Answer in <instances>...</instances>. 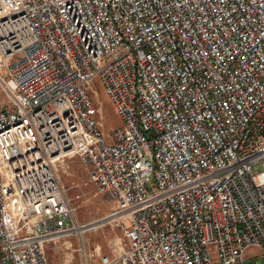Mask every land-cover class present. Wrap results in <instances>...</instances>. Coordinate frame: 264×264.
Here are the masks:
<instances>
[{"label":"built area","instance_id":"2783aa9c","mask_svg":"<svg viewBox=\"0 0 264 264\" xmlns=\"http://www.w3.org/2000/svg\"><path fill=\"white\" fill-rule=\"evenodd\" d=\"M0 50V264L84 231L56 171L74 157L117 200L127 243L101 264L264 258V0H0Z\"/></svg>","mask_w":264,"mask_h":264},{"label":"rangeland","instance_id":"374dc122","mask_svg":"<svg viewBox=\"0 0 264 264\" xmlns=\"http://www.w3.org/2000/svg\"><path fill=\"white\" fill-rule=\"evenodd\" d=\"M95 91L98 92L95 102L101 110L98 115L99 125L105 136L110 139L115 130L120 127L121 122L112 103L99 85L96 86ZM11 105L8 94L0 86V111L11 109ZM56 171L65 191V202L75 210L77 225L83 227L84 231L79 230L72 237L62 238L57 244H49L46 253L50 263L101 264V257L107 255L111 260L116 261L118 252L126 239L121 230L107 221L116 207L115 199L111 194L97 193L96 187L89 181L88 171L78 157L66 159L64 163H57ZM91 226L97 228L89 230ZM116 236L123 239L111 242ZM110 249L115 252L114 257L110 255ZM213 262L221 264L215 249ZM113 264L119 263L113 262ZM243 264H264V258L258 250L249 249Z\"/></svg>","mask_w":264,"mask_h":264},{"label":"bare ground","instance_id":"6f19581e","mask_svg":"<svg viewBox=\"0 0 264 264\" xmlns=\"http://www.w3.org/2000/svg\"><path fill=\"white\" fill-rule=\"evenodd\" d=\"M0 56H1V58L2 57H4L5 55H4V53L0 50ZM11 141H12V138H11V140L9 141L10 143H11ZM88 177H89V181H90V176H89V173H88ZM112 195V194H111ZM113 196V195H112ZM113 198L115 199V201H116V203H117V200H116V198L113 196ZM63 200L65 201V198H64V196H63ZM97 227H95V226H91V227H89V230H92V229H96ZM120 230V229H119ZM126 239V238H125ZM124 244L123 245H125L126 243H127V240H126V242L124 241L123 242ZM48 245L49 244H46L45 245V254H46V250H47V247H48ZM107 257H109L108 255H107ZM110 258V257H109ZM111 259V258H110ZM101 260H102V257H101Z\"/></svg>","mask_w":264,"mask_h":264},{"label":"crops","instance_id":"0c3cea01","mask_svg":"<svg viewBox=\"0 0 264 264\" xmlns=\"http://www.w3.org/2000/svg\"><path fill=\"white\" fill-rule=\"evenodd\" d=\"M123 239V237H119V236H116V237H114L112 240H111V242L113 241V242H116V241H119V240H122ZM122 242V241H121ZM112 244V243H111ZM111 250V256H115V252L113 251V249H110Z\"/></svg>","mask_w":264,"mask_h":264}]
</instances>
